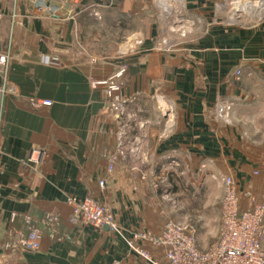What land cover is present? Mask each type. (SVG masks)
<instances>
[{"label": "crops", "instance_id": "1", "mask_svg": "<svg viewBox=\"0 0 264 264\" xmlns=\"http://www.w3.org/2000/svg\"><path fill=\"white\" fill-rule=\"evenodd\" d=\"M44 1L66 9L59 0ZM218 2L185 0L195 28L175 50L159 53L150 50L158 33L151 0H82L74 19L63 20L36 14L33 0H0V86L13 89L0 95V242L12 213L13 226L24 229L23 215L56 212L62 237L45 234L37 251L22 250L2 264L134 260L109 227L69 221L71 195L104 204L125 234L160 233L171 218L164 198L181 190L195 196L189 183L197 178L222 193L214 176L231 175L240 190L263 200L264 176L253 169L264 165L252 161L237 122L255 89H264V21L214 22ZM131 33L142 37V50L119 54ZM123 66L116 96L126 100L129 117L118 121L108 112L105 87L91 81ZM217 97L232 103L233 125L215 120ZM30 98L51 104L32 108ZM119 131L125 147L137 150L110 163ZM33 149L44 151L37 170L26 163ZM248 201L244 196L241 207ZM201 206L193 199L188 208ZM142 244L162 258L163 246Z\"/></svg>", "mask_w": 264, "mask_h": 264}, {"label": "built area", "instance_id": "2", "mask_svg": "<svg viewBox=\"0 0 264 264\" xmlns=\"http://www.w3.org/2000/svg\"><path fill=\"white\" fill-rule=\"evenodd\" d=\"M59 1L60 6L66 7L65 11L46 5L44 0H33L36 14L46 15L53 19H74L82 0ZM152 2L161 14H159V31L150 50L159 53L171 52L188 34L193 32L196 23L184 15L185 0H169L168 6H164L162 0H152ZM1 17L2 13H0V19ZM216 21L219 19L214 18V22ZM142 47L143 39L135 33L126 37L119 54L140 52ZM5 59L6 56H0L1 65L5 64ZM124 70L123 66L111 77L91 81L93 86L105 87L108 112L118 121L125 115L129 117L126 114V100L116 96L122 86L121 77ZM239 73L240 71L236 70L235 75L238 76ZM11 92L13 89L5 84L0 86V95ZM50 104L49 100L29 99V106L32 108ZM232 110L233 105L230 101L221 97L216 98L213 105V116L218 124L230 125ZM123 137V132L119 131L114 151L108 157L110 163L124 158L127 152L137 150V146L127 149ZM43 154L44 151L40 149L31 150L26 163L30 164L33 170H37L42 162ZM254 174L264 176V171L255 169ZM215 178L219 179L224 186L220 230L217 239L206 248L198 246L195 228L191 224H184L172 218L164 222L160 233L141 230L125 234L109 209L90 196L71 195L67 197L66 203L71 208L69 221L75 225H90L96 229L106 224L111 231L123 237L134 260L118 259L111 264H264V250L261 244L264 238V195L263 200L260 201L249 192L244 193L249 201L247 207H241L243 193L239 191L233 177L220 173ZM99 185L103 187L104 180H99ZM15 216V213L11 214V224L5 230V236L0 242V264L2 260L22 250L37 251L45 234L51 238L62 239L58 232L60 217L56 212H47L42 217L23 215L24 229L13 226ZM145 242L153 246H163L162 258H155L149 249L143 246L142 243Z\"/></svg>", "mask_w": 264, "mask_h": 264}, {"label": "rangeland", "instance_id": "3", "mask_svg": "<svg viewBox=\"0 0 264 264\" xmlns=\"http://www.w3.org/2000/svg\"><path fill=\"white\" fill-rule=\"evenodd\" d=\"M246 3H248L247 5H250L248 8L243 7V5H246ZM252 3L257 4L253 5ZM263 3L264 0H220V2L216 3L213 8L214 17L222 20L227 19L229 22L235 24L251 25L259 23L264 21ZM167 5H169V0L167 1ZM153 7L156 25L158 26L159 31V14L161 13L157 6L154 5ZM133 34L135 33H131L126 37ZM255 90L256 93L255 95L253 94L254 98L250 99L248 104H246L244 107L243 114L245 116L238 120L237 123L242 127L243 132L241 133V139L246 146L249 156H251V159H253L252 161L263 166L264 89L263 87H258ZM234 121L235 120L232 117V123L230 125H233ZM255 169L264 171V168H254L253 173ZM221 185L223 187L222 193L217 183H208L204 180H198L197 178L195 183H189L190 192L196 191V195L194 194L195 196L188 194L185 190H181L177 194L171 195L172 199L165 197L163 200L167 208L172 207L170 209L172 212L169 211V215L172 219L184 224H191L195 228V236L200 248H206L210 246V244H212L219 235L221 202L224 196V186L222 183ZM239 191L243 193L241 199H243L244 196L246 197L244 193L246 194L249 192L251 195H253L252 190L248 188L243 190L239 189ZM209 192H211V196L208 199L207 195ZM193 199L196 205L202 203V206L200 208L197 207V209L188 208V205H191ZM262 248L264 250L263 245Z\"/></svg>", "mask_w": 264, "mask_h": 264}, {"label": "bare ground", "instance_id": "4", "mask_svg": "<svg viewBox=\"0 0 264 264\" xmlns=\"http://www.w3.org/2000/svg\"><path fill=\"white\" fill-rule=\"evenodd\" d=\"M163 1V3H164V6H168L167 5V1L168 0H162ZM248 3H246V5H243V7H245V8H248L250 5H247ZM253 5H255V4H257V3H252ZM263 5H264V3H263Z\"/></svg>", "mask_w": 264, "mask_h": 264}, {"label": "water", "instance_id": "5", "mask_svg": "<svg viewBox=\"0 0 264 264\" xmlns=\"http://www.w3.org/2000/svg\"><path fill=\"white\" fill-rule=\"evenodd\" d=\"M104 227H108V226L105 224Z\"/></svg>", "mask_w": 264, "mask_h": 264}]
</instances>
